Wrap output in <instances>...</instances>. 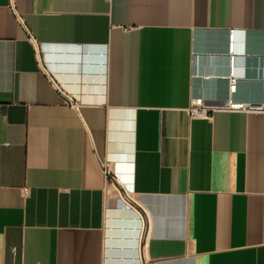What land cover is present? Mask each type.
Masks as SVG:
<instances>
[{
	"label": "crops",
	"instance_id": "crops-1",
	"mask_svg": "<svg viewBox=\"0 0 264 264\" xmlns=\"http://www.w3.org/2000/svg\"><path fill=\"white\" fill-rule=\"evenodd\" d=\"M194 97L264 104V0H0V264H264V109Z\"/></svg>",
	"mask_w": 264,
	"mask_h": 264
},
{
	"label": "built area",
	"instance_id": "built-area-1",
	"mask_svg": "<svg viewBox=\"0 0 264 264\" xmlns=\"http://www.w3.org/2000/svg\"><path fill=\"white\" fill-rule=\"evenodd\" d=\"M235 42V34L234 30H231L229 33V52L233 54ZM229 79V90L230 92L236 91V77L233 75L231 71L230 75L228 76ZM241 108L244 110H262L264 109V104H253L250 102H234L232 99H229L226 104L224 105H210L205 102V100L201 97H194L190 101L189 105V112L192 117H205L210 118L212 114L218 110H229V109H236ZM104 172L106 174H110L109 164H103ZM136 264H144L143 261L140 259Z\"/></svg>",
	"mask_w": 264,
	"mask_h": 264
}]
</instances>
